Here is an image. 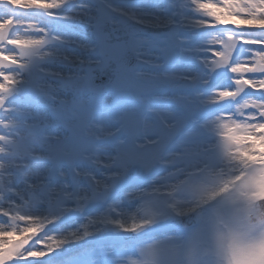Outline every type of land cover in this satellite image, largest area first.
I'll return each instance as SVG.
<instances>
[{
  "label": "snow or ice",
  "instance_id": "snow-or-ice-1",
  "mask_svg": "<svg viewBox=\"0 0 264 264\" xmlns=\"http://www.w3.org/2000/svg\"><path fill=\"white\" fill-rule=\"evenodd\" d=\"M0 264H264V0H0Z\"/></svg>",
  "mask_w": 264,
  "mask_h": 264
}]
</instances>
